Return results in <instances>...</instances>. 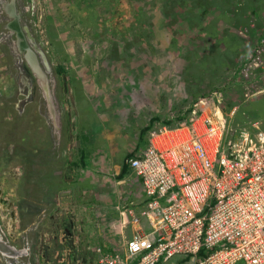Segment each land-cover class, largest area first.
<instances>
[{
    "label": "rangeland",
    "instance_id": "374dc122",
    "mask_svg": "<svg viewBox=\"0 0 264 264\" xmlns=\"http://www.w3.org/2000/svg\"><path fill=\"white\" fill-rule=\"evenodd\" d=\"M10 1L0 0V240L12 249L6 254L16 256L15 264H78L87 249L93 262L100 236L120 243V211L137 210L144 199L136 200L142 193L132 170L118 176L127 155H142L151 141L158 143L154 131L162 142L170 128L182 129L172 131L180 139L201 119L264 125V0H14L24 31L36 39L30 43L48 63L40 61L47 88L16 49L5 11ZM255 15L262 18L259 29L251 27ZM135 83L148 89L143 102L129 97ZM117 87L122 99L113 103L107 95ZM157 115L187 117L173 127L156 123L140 139V130ZM69 121L76 128L66 140ZM105 128L123 135L115 139L117 153L109 145L102 151L96 140ZM204 141L213 150L214 139ZM85 146L100 149L87 157L95 167L93 180L96 167L119 166L117 172L99 171L107 178L99 192L108 198L98 204H90L95 199L89 196L81 201L83 192L70 184L71 175L80 185L92 174L81 177L82 168L70 163ZM60 220L61 230L55 226ZM141 222L131 228L147 226ZM55 236L63 247L57 262ZM46 248L49 256L43 257ZM7 249L0 250V264L14 263L4 256ZM196 261L177 256L167 264Z\"/></svg>",
    "mask_w": 264,
    "mask_h": 264
},
{
    "label": "built area",
    "instance_id": "2783aa9c",
    "mask_svg": "<svg viewBox=\"0 0 264 264\" xmlns=\"http://www.w3.org/2000/svg\"><path fill=\"white\" fill-rule=\"evenodd\" d=\"M201 120L180 139L172 132L179 128L161 129L172 142L154 131L158 143L128 160L144 204L120 211V243L78 264H167L177 256H194L196 264H264V125ZM196 124L204 132L199 139L192 138ZM206 136L218 146L212 154ZM142 219L147 226L126 237Z\"/></svg>",
    "mask_w": 264,
    "mask_h": 264
},
{
    "label": "crops",
    "instance_id": "0c3cea01",
    "mask_svg": "<svg viewBox=\"0 0 264 264\" xmlns=\"http://www.w3.org/2000/svg\"><path fill=\"white\" fill-rule=\"evenodd\" d=\"M133 86V94L132 93H130V91H131V89L128 87V89H127V92H128V94L130 93V95L131 96H129L131 99H133V96L135 97V100L136 101H138L140 98V102H143L144 101V99L147 97V95L145 94L144 96H142L143 94H144V92H146V91H144V90H148V89H143L142 91H141V89H139L140 88V86H138L136 83H135V85H132ZM101 88H103V87H100V89ZM127 88V87H126ZM138 91H140V92H138ZM117 94H118V97H117ZM107 97L109 98H111L112 100H113V103L114 102H116V101H119V99H122V94H121V89L119 88V87H117L116 89H115V92L113 91V90H111V91H109V93H108V95H107ZM106 97V98H107ZM116 100V101H115ZM143 105L145 104V103H142ZM125 112H126V110H124ZM129 116L127 115V116H124V118L125 119H127ZM105 130V135H103V136H99V137H97L96 138V140L97 141H101V145L103 146V149L101 148V150L102 151H106V149L108 148V145L111 147V151H114L115 153H117L118 152V145H117V141L115 140L116 139V137L118 136V138H120L121 136H123V135H120V133H119V130L118 129H116V128H113L112 130H106V128L104 129ZM91 144H93L94 145V142H92ZM89 146H91V145H89ZM92 147V146H91ZM81 149H82V147H81ZM86 150V153L88 154V156H89V154H91L92 155V152H93V150H95V151H98V150H100L99 148H97V149H85ZM80 153H81V150H80ZM111 162H112V154H111ZM81 158H82V156H80L78 159L76 158L73 162H70L72 165L75 163V162H78L79 161V159L81 160ZM87 162V161H86ZM88 165H90V167L89 168H83V166H81V165H78V166H74V167H81L82 168V174L80 175L81 177H84V171H86V172H92L93 170L92 169H95V167H93V163L92 164H90V162L88 161ZM113 170V172H117L118 170H119V166H116L115 164H114V166H112V167H110L109 169H106V167L104 166V168H99V167H96V171L98 170V172H96L97 174H96V177L97 178H95L94 180H93V178L95 177V174L92 172V174H89L90 176H88L89 178H85L84 177V182L86 183H81L80 185H79V183H77V178H76V176H75V174L74 175H71V178H72V180H73V182L72 183H70V184H72L73 186H75V188L74 189H77V191H78V194H80L81 192H83V194H81L80 195V197H81V201L82 200H84V198H86V196H89L88 198L90 199V200H93V199H95V201L94 202H91L90 204H95V202L98 204V202H100V201H104V200H106V198H108L107 197V192H104V193H100L99 192V188H101L102 186L101 185H103L102 183H101V180H104V182L106 183L107 182V178L106 177H100L99 175H98V173H99V171L101 170V172H105V171H108V170ZM112 170H111V172H112ZM69 171V170H68ZM74 171V170H73ZM77 172H78V170H77ZM98 179V180H97ZM93 182H91V181ZM79 182H80V180H79ZM76 183V184H75ZM109 184V183H108ZM81 186V187H80ZM82 186L83 187H85V188H82ZM118 190V189H117ZM103 192V191H102ZM101 194V195H100ZM111 194H116V185L114 184V182H111V189H109L108 190V196L110 195V196H112ZM70 195H72V193L70 194ZM110 196H109V198H110ZM119 196H121V195H119ZM100 200V201H99ZM110 200H111V198H110ZM112 201V200H111ZM110 201V202H111ZM87 203V202H86ZM81 216H83V217H85V218H87L89 215H87V214H82ZM89 217H92V216H89ZM88 217V218H89ZM83 222V221H82ZM88 222L90 223V225H91V221L90 220H88ZM125 225L126 224H124V226L123 227H125ZM89 226V225H88ZM132 229L133 228H131V227H128V229H126L125 231H126V233H131V235H132ZM122 230V225H121V227H120V229H119V231H121ZM122 232V231H121ZM102 233H103V231H102ZM115 235H116V233H114ZM101 237V239H100V241H99V243H97V244H99L100 245V247L103 249L106 245H108V243H114V242H116L115 241V238L114 237H112V238H110L109 236H108V234H104V235H102V236H100ZM96 244V245H97ZM87 255H85V256H82V260L84 261V262H88V256L90 255L91 257H93V253H92V250L89 252V249H87ZM79 254L77 253V256H78ZM90 260V259H89ZM195 264H196V262H195Z\"/></svg>",
    "mask_w": 264,
    "mask_h": 264
},
{
    "label": "water",
    "instance_id": "95a60500",
    "mask_svg": "<svg viewBox=\"0 0 264 264\" xmlns=\"http://www.w3.org/2000/svg\"><path fill=\"white\" fill-rule=\"evenodd\" d=\"M8 5L10 6V9L8 11L5 9L6 13L11 18L8 23V29L16 34V49L19 53L23 54L25 61L30 65L32 71L37 72L35 74L40 79V82L42 83L44 88H47L49 83L42 68V64L40 63L41 57L39 50L33 43H30L32 41V38L28 34V31H24V28L21 25L20 14L16 11L14 0L8 2ZM42 59H44V57ZM42 61V63L48 66V63H46L45 60ZM3 248H8V252L13 253L12 249L10 247L5 246L0 240V250L5 251Z\"/></svg>",
    "mask_w": 264,
    "mask_h": 264
},
{
    "label": "trees",
    "instance_id": "16d2710c",
    "mask_svg": "<svg viewBox=\"0 0 264 264\" xmlns=\"http://www.w3.org/2000/svg\"><path fill=\"white\" fill-rule=\"evenodd\" d=\"M58 73L59 74H62V73H65L64 70L62 69H58ZM187 116L184 115L182 117H178V118H172V119H162V117L160 115H157V116H154L152 118V120L150 121V123L148 124V126H146L145 128H143L141 130V133H140V139L143 138L144 134H146V132H148V130H150L156 123L160 124L161 126L162 125H167V126H170V127H173L175 124V122H178V121H181L183 119H185ZM76 128V125L75 123H71L70 121L67 123L66 125V131H67V137H66V140L68 139H72L73 135H74V130ZM85 138V137H84ZM87 139V138H86ZM84 148V149H83ZM87 146L85 147H82L81 149V160L79 159L78 162H75L74 163V166H78V165H81L83 166V168H89V165H88V160H87V157H88V154L86 153V149ZM133 156H135V153H132V154H129L127 155V160L132 158ZM87 161V162H86ZM130 170L129 168V164H125L122 171H121V174L118 176L119 179H122L126 173ZM52 178V177H51ZM202 255H204V251L201 252Z\"/></svg>",
    "mask_w": 264,
    "mask_h": 264
},
{
    "label": "flooded vegetation",
    "instance_id": "af4514ba",
    "mask_svg": "<svg viewBox=\"0 0 264 264\" xmlns=\"http://www.w3.org/2000/svg\"><path fill=\"white\" fill-rule=\"evenodd\" d=\"M0 10H3L2 9V7L0 6ZM261 24H263V22H262V18L261 19H258V17H256V15L254 16V19L252 20V24H251V27L252 28H258L259 29V27H260V25ZM52 26H54V25H52ZM56 27V26H55ZM31 38H32V42L33 43H35L36 42V39L31 35ZM69 89H67V91H68ZM148 99V98H147ZM152 117H154V116H152ZM152 119V118H151ZM142 130V129H141ZM140 130V131H141ZM147 133H149V132H147ZM151 135V134H150ZM56 150H57V148H54L53 150H52V152H56ZM131 159V158H130ZM60 222H61V224H62V226H61V224H56L55 226H56V229H59V230H61V228H64V223H63V221L62 220H60ZM55 231H57V230H55ZM57 236V235H56ZM54 237V242H55V244H54V247H53V249H54V252L56 253V255L54 256V259L56 260V262L59 260V257H58V254L61 252V250H62V245L60 246V244L58 245L57 244V240H58V238L57 237ZM46 251H45V253L43 254V257H47V256H49V249H45ZM59 250H60V252H59Z\"/></svg>",
    "mask_w": 264,
    "mask_h": 264
},
{
    "label": "bare ground",
    "instance_id": "6f19581e",
    "mask_svg": "<svg viewBox=\"0 0 264 264\" xmlns=\"http://www.w3.org/2000/svg\"><path fill=\"white\" fill-rule=\"evenodd\" d=\"M220 115H222L221 113H219ZM217 116H218V114H217ZM215 120H217V121H219L221 124H220V126L222 125V123L225 121V123H227V120L226 119H215ZM198 132V127H197V125H195V127H194V130L192 131V133L194 134V136L192 137V138H195V139H199V138H201V135L200 134H198L197 133ZM209 137V136H208ZM209 138H212V137H209ZM166 139H169L170 140V137L168 136V137H166ZM213 139V138H212ZM208 140V139H207ZM213 145V144H212ZM214 148H213V150H211L210 152H211V154L212 153H214V152H216L217 151V149H218V146L215 144V140H214V146H213ZM184 154H186V155H188V150L186 149V151L184 152ZM127 226L129 225V223L128 224H126ZM9 226V225H8ZM4 250L6 249V248H3ZM6 251V250H5ZM6 253H9V252H5L4 253V256L5 257H7V258H10V260L11 261H9V262H11V263H13L14 262V259L16 258V256L14 257V256H12V255H10V254H12V253H10V254H6ZM20 258V257H19ZM13 261V262H12ZM16 263V261L13 263V264H15ZM18 263V262H17Z\"/></svg>",
    "mask_w": 264,
    "mask_h": 264
}]
</instances>
